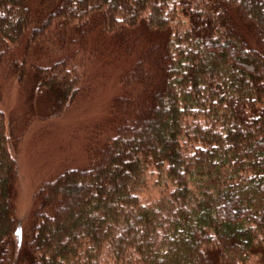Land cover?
<instances>
[{
	"label": "trees",
	"instance_id": "trees-1",
	"mask_svg": "<svg viewBox=\"0 0 264 264\" xmlns=\"http://www.w3.org/2000/svg\"><path fill=\"white\" fill-rule=\"evenodd\" d=\"M120 60L85 167L18 217L35 108L61 117L92 94L89 65ZM0 70L28 101L6 111L0 90V264H264V0H0Z\"/></svg>",
	"mask_w": 264,
	"mask_h": 264
},
{
	"label": "rangeland",
	"instance_id": "rangeland-1",
	"mask_svg": "<svg viewBox=\"0 0 264 264\" xmlns=\"http://www.w3.org/2000/svg\"><path fill=\"white\" fill-rule=\"evenodd\" d=\"M13 54L21 59L22 52L19 50ZM29 61L46 63L49 59L40 47H36L31 50ZM126 66L124 60L89 65L85 78L92 87V94L59 118L45 119L46 113L41 104L35 108L34 123L25 134L17 156L19 182L15 202L18 217L30 214L34 196L43 181L68 169L85 167L87 156L84 145L95 128L108 118L111 103L120 93L119 75ZM30 70L28 67V72ZM7 76L0 70L4 108L19 116L25 115L28 101L21 94L15 78ZM159 175L157 171L150 173L149 187L140 194L146 205H151L164 194V176Z\"/></svg>",
	"mask_w": 264,
	"mask_h": 264
}]
</instances>
